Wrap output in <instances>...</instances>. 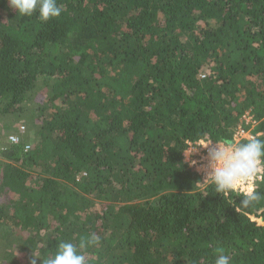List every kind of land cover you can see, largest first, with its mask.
I'll list each match as a JSON object with an SVG mask.
<instances>
[{
  "label": "trees",
  "instance_id": "16d2710c",
  "mask_svg": "<svg viewBox=\"0 0 264 264\" xmlns=\"http://www.w3.org/2000/svg\"><path fill=\"white\" fill-rule=\"evenodd\" d=\"M57 3L0 0V264L93 234L88 264H264V177L244 204L182 151L264 138V0Z\"/></svg>",
  "mask_w": 264,
  "mask_h": 264
},
{
  "label": "clouds",
  "instance_id": "9594fccd",
  "mask_svg": "<svg viewBox=\"0 0 264 264\" xmlns=\"http://www.w3.org/2000/svg\"><path fill=\"white\" fill-rule=\"evenodd\" d=\"M9 4L20 16L31 17L38 14V19L43 22L58 18L62 13L57 0H9ZM202 148L207 149L208 171L200 184L209 182L221 194L236 192L246 185V195L242 203L248 204L258 199L253 182L264 177V138L257 136L240 143L214 142L205 135L198 146L182 149L184 164L198 167L199 161L193 157ZM96 242L97 237L94 234L87 240L82 239L78 245L61 241L51 254L33 253L31 264H37L36 258H41L42 264H88L83 250ZM216 252L215 264H230V258L223 248H217Z\"/></svg>",
  "mask_w": 264,
  "mask_h": 264
},
{
  "label": "built area",
  "instance_id": "2783aa9c",
  "mask_svg": "<svg viewBox=\"0 0 264 264\" xmlns=\"http://www.w3.org/2000/svg\"><path fill=\"white\" fill-rule=\"evenodd\" d=\"M244 121L246 124H250V122H252L253 126L256 124L255 122L252 121L251 119V116L249 115V113H247L245 116H244ZM26 132V128L25 126H20L19 127V135H12L10 137V142L12 144H19L22 140H21V135H24ZM261 134L257 135V136H260ZM255 136L251 130L247 131L245 129H243L241 126H239V128L236 130L235 134H234V141L239 143L241 140H248L250 138H253V137H257ZM26 150H29L30 147L29 146H26L25 147ZM204 153L206 154L207 156V149H204ZM195 170V169H194ZM197 173H199L203 180L205 179V176H206V172L208 171V165L206 166L205 169H202V170H198L196 169ZM263 180V177L259 180H256L253 182V189H254V192L258 186V184H260V182ZM207 183V182H206ZM246 188L247 186L245 185L244 188L236 191L237 193H240V194H243V195H246Z\"/></svg>",
  "mask_w": 264,
  "mask_h": 264
},
{
  "label": "rangeland",
  "instance_id": "374dc122",
  "mask_svg": "<svg viewBox=\"0 0 264 264\" xmlns=\"http://www.w3.org/2000/svg\"><path fill=\"white\" fill-rule=\"evenodd\" d=\"M42 98L45 100L44 102H46L48 99H47V95H46V99L42 96ZM29 117H31V114L29 115ZM21 126H25L26 128V132L24 135H21V140H22V137L24 138L26 135H27V132L29 130L28 128V124H27V121L26 120H20L16 126V128H18V135H19V127ZM19 126V127H18ZM17 134V133H16ZM15 135V134H13ZM199 142L196 143V144H190L189 145V148H193V147H196L198 146ZM194 159H197L199 161V165L198 167H192L193 169H198V170H202V169H205L206 166L208 165V158L206 156V154L204 153V149H200V151L193 157ZM209 183V182H208ZM5 255V252L2 251L0 253V258H2L3 256Z\"/></svg>",
  "mask_w": 264,
  "mask_h": 264
}]
</instances>
